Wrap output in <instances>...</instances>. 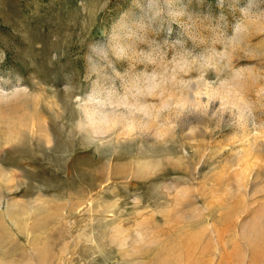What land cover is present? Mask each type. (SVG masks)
<instances>
[{
    "label": "rangeland",
    "instance_id": "obj_1",
    "mask_svg": "<svg viewBox=\"0 0 264 264\" xmlns=\"http://www.w3.org/2000/svg\"><path fill=\"white\" fill-rule=\"evenodd\" d=\"M0 264H264V0H0Z\"/></svg>",
    "mask_w": 264,
    "mask_h": 264
},
{
    "label": "clouds",
    "instance_id": "obj_2",
    "mask_svg": "<svg viewBox=\"0 0 264 264\" xmlns=\"http://www.w3.org/2000/svg\"><path fill=\"white\" fill-rule=\"evenodd\" d=\"M244 29L241 25H237L235 28L236 33H240L242 32ZM161 55H165L164 53H161ZM181 68V71L184 72L186 75H191V67L189 65V62L184 59V60H180L179 61V65ZM245 66L241 65L238 68H236V74L239 75L240 72L243 70ZM213 70L211 68L208 69V72H212ZM215 79V76H211L208 79V83L211 84L212 81ZM187 86L189 88H195L197 86V82L193 81V80H188L186 81ZM149 91H151V89H149ZM149 99H151V97H148ZM204 99H206V97H204L203 93H201V100L203 101ZM211 99V98H208ZM117 110L116 105L114 103L109 102L108 100H104V99H97L95 97H90L89 101H88V111L84 113V116L86 118L87 121H89V127L91 128V131L93 133V135L95 136H99L100 131L103 128V124L101 123V121L104 118V115L108 112V111H115ZM119 111H122L124 113L127 114H131L132 109L128 108L126 105L121 104Z\"/></svg>",
    "mask_w": 264,
    "mask_h": 264
}]
</instances>
